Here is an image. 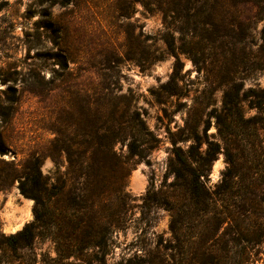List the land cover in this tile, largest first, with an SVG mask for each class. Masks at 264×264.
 <instances>
[{
    "label": "rangeland",
    "instance_id": "obj_1",
    "mask_svg": "<svg viewBox=\"0 0 264 264\" xmlns=\"http://www.w3.org/2000/svg\"><path fill=\"white\" fill-rule=\"evenodd\" d=\"M263 25L257 22L244 41H191L176 32L174 54L163 41L162 14L147 12L141 0H0V264H82L79 254L59 258L49 229H39L28 248L11 250L5 238L35 220V200L20 188L31 161H40L55 195L67 172L65 148L78 163L96 159V148L118 129L110 121L116 107L136 111L144 124L114 144L111 156L122 166L105 198L118 204L102 207L109 221L118 222L106 233L104 264H184L198 256L202 234L212 231L223 255L225 202L215 213L189 211L183 182L171 171L173 149L199 143L204 152L219 141L221 151L202 177L210 193L217 191L228 160L216 115L231 70L235 82H243V116L255 118L236 126L237 140L251 161L264 149V102L262 110L255 104L264 91V69L257 68ZM103 113L111 129L101 141L96 129ZM129 141H136L140 156L131 155ZM28 208L32 217L9 231V219ZM173 219L181 240L190 243L185 249L176 247ZM242 244L234 251L242 253ZM89 254L91 264H99ZM247 255L252 264H264V241Z\"/></svg>",
    "mask_w": 264,
    "mask_h": 264
},
{
    "label": "trees",
    "instance_id": "obj_2",
    "mask_svg": "<svg viewBox=\"0 0 264 264\" xmlns=\"http://www.w3.org/2000/svg\"><path fill=\"white\" fill-rule=\"evenodd\" d=\"M70 0H60L67 5ZM144 9L149 13L159 12L163 16L165 33L163 41L168 49L176 53L175 33L185 34L191 41L195 38L210 40L234 39L237 36L242 41L255 31V24L264 21V0H141ZM241 40V39H240ZM261 56L257 68L264 69V25L260 30ZM227 81L222 109L216 115L218 135L226 146L225 152L228 168L217 191L210 193L204 186L202 177L207 175L212 162L221 151L219 141H210L206 151H201L200 144H192L188 150L175 146L171 171L176 179L181 180L185 190L186 206L195 213L214 212L219 201L225 202L226 211L222 224H226L222 253L218 255V240L213 231L210 236L202 234L199 241V253L189 257L184 264H252L247 250L264 241V149L254 154L252 161L246 157L244 144L237 140L236 126L247 125L255 118L245 119L240 108L239 92L243 82L237 83L232 77ZM256 104L262 110L264 91L259 95ZM126 108L119 111L115 108L110 121L118 125L117 131L107 143L100 144L95 152L96 159L78 163L72 158L74 152L68 145L65 150L68 156V167L64 178H59L57 192L51 195L49 178L43 175L38 159L31 161V166L25 171V179L21 180V192L35 200V220L17 234L5 238L7 247L11 250L28 248L33 243L37 231L49 229L52 241L56 244L59 258L71 256L82 260V264H91L90 252L99 264L105 262L107 251V236L109 228L117 226V220L109 221L104 213L103 203H108L111 209L118 202L105 198L113 180L118 178L122 166L116 156H111L114 144L119 139L128 136L129 128L140 129L143 126L139 114L131 113ZM105 113L99 118L97 132L102 133L101 141L111 129L106 126ZM136 124V125H135ZM129 151L132 156H140L142 151L136 141H129ZM2 151H0L1 153ZM88 162V163H87ZM122 186L118 187L119 193ZM57 200L53 201L52 198ZM172 198L177 203V199ZM167 202V201H166ZM169 204V203H168ZM235 210H231V207ZM118 212L116 213V216ZM171 230L177 239L179 250L189 247L187 241L181 240L177 222H171ZM243 243V244H242ZM193 244H196L193 242ZM192 244V245H193ZM242 244V253L234 248ZM201 249V250H200ZM241 255L234 258L232 255ZM246 254V256H245Z\"/></svg>",
    "mask_w": 264,
    "mask_h": 264
},
{
    "label": "bare ground",
    "instance_id": "obj_3",
    "mask_svg": "<svg viewBox=\"0 0 264 264\" xmlns=\"http://www.w3.org/2000/svg\"><path fill=\"white\" fill-rule=\"evenodd\" d=\"M31 217V211L30 208H28L22 215L9 219L10 222L8 225V230L14 232L21 229L23 224L28 221Z\"/></svg>",
    "mask_w": 264,
    "mask_h": 264
}]
</instances>
